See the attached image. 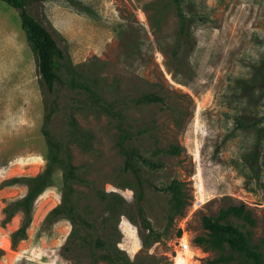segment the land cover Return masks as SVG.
Returning <instances> with one entry per match:
<instances>
[{
  "label": "rangeland",
  "instance_id": "rangeland-1",
  "mask_svg": "<svg viewBox=\"0 0 264 264\" xmlns=\"http://www.w3.org/2000/svg\"><path fill=\"white\" fill-rule=\"evenodd\" d=\"M179 6L193 46L186 54L182 48L172 66L178 28L172 0L26 5L63 52L49 128L60 158L80 176L71 183L79 237L63 252L72 225L63 215L50 217L63 180L48 162L42 135L52 96L39 84L16 9L0 0V239L7 241L0 264H223L213 261L227 251L223 244L207 247L194 238L207 237L203 215L234 221L218 217L230 204L251 211L250 243L264 257V136L259 179L246 183L240 163L256 139L252 123L264 113V0H179ZM143 91L166 104L134 105ZM121 115L129 147L149 163L123 168L116 147ZM48 167L44 188L24 213L16 202ZM170 184L174 194L164 190ZM180 232L190 240L186 257L176 250ZM97 236L109 253L95 246Z\"/></svg>",
  "mask_w": 264,
  "mask_h": 264
},
{
  "label": "trees",
  "instance_id": "trees-1",
  "mask_svg": "<svg viewBox=\"0 0 264 264\" xmlns=\"http://www.w3.org/2000/svg\"><path fill=\"white\" fill-rule=\"evenodd\" d=\"M2 1L16 9L19 17L20 28L23 31L25 40L35 57L39 84L48 93V95L52 96L49 106L45 110L42 135L48 148V162L50 166H58L62 173L63 190L61 203L51 210L50 217L53 218L55 216L63 215L72 225L69 237L62 245V251L67 252L72 245H75L74 242L79 237L78 229L76 227V225H78V220L75 215V205L71 199V183L80 182V176L76 172L75 166L68 162H64L60 158V150L57 140L50 133L51 131L49 128L52 117L57 112L58 86L63 84V81L59 76V60L63 58V52L58 47L51 33L45 28V26H43L40 20L26 12V5L35 0ZM172 2L174 3L178 18V28L174 38V50L171 51L173 62L171 64L174 66L178 60V54L181 52V49L183 48V50H185L183 53L186 54L192 48L193 37L190 30L189 18L184 14V12H182L181 7L179 6V0H172ZM71 79L72 82L76 80L75 76H72ZM262 81L264 87V74L262 75ZM142 103L166 104L161 95L150 91H143L139 93L133 101L134 105H140ZM118 118V125H116V147L123 156V168L126 169L132 167L136 160L149 163V159L129 147L128 140L130 139L131 134H128V130L124 124L123 120L125 117L124 115H121ZM236 120V124L241 126L238 118ZM262 120L264 121V113L260 118L255 119L252 123L254 128L256 127V139L252 149L248 153H244L240 156V163L243 168V175L246 183L259 179L261 173L262 163L260 160V142L261 137L264 136V123L260 125ZM49 173L50 168L48 167L43 174L36 177L35 185L31 186L30 184L27 193L16 202L17 204L22 205L24 213L28 212V205L30 201L44 188L45 181ZM164 190L168 192L170 190L174 194L177 188L173 184H170ZM226 216H231L234 221L223 219V221L220 222L218 218H212L204 215L201 216L200 224L207 232V237L197 236L194 238V242L196 244L205 242L207 247H217L223 244L227 248V251L215 258L213 260L214 262H222L223 264H227L229 261L232 262V264H264L263 254L257 249L256 245L250 243V231L247 227H252L255 223V219L252 217L251 211L246 209L243 204H230L224 209H220L218 212V217L225 218ZM26 221L24 220L21 227L18 229L19 232L24 230V227L27 224ZM82 222L83 224L90 226L87 222ZM261 222L264 227V209L261 214ZM99 237L100 236H97L95 239V246L103 250L105 253H109V248ZM64 254L69 256L68 253ZM114 264H118L116 259H114ZM120 264L132 263L126 261L123 263L120 262Z\"/></svg>",
  "mask_w": 264,
  "mask_h": 264
},
{
  "label": "built area",
  "instance_id": "built-area-1",
  "mask_svg": "<svg viewBox=\"0 0 264 264\" xmlns=\"http://www.w3.org/2000/svg\"><path fill=\"white\" fill-rule=\"evenodd\" d=\"M6 243L5 239H0V246H6ZM176 250L182 255L190 250V240L186 232H180L176 236Z\"/></svg>",
  "mask_w": 264,
  "mask_h": 264
},
{
  "label": "bare ground",
  "instance_id": "bare-ground-1",
  "mask_svg": "<svg viewBox=\"0 0 264 264\" xmlns=\"http://www.w3.org/2000/svg\"><path fill=\"white\" fill-rule=\"evenodd\" d=\"M181 256H185V257H186V256H188V254H187V253H184V254L181 255ZM179 257H180V256L176 257V259L179 258Z\"/></svg>",
  "mask_w": 264,
  "mask_h": 264
}]
</instances>
